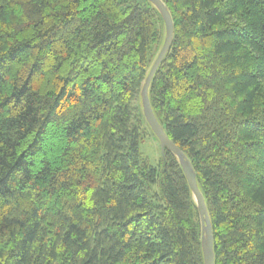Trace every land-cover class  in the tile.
I'll return each mask as SVG.
<instances>
[{"label": "trees", "instance_id": "trees-1", "mask_svg": "<svg viewBox=\"0 0 264 264\" xmlns=\"http://www.w3.org/2000/svg\"><path fill=\"white\" fill-rule=\"evenodd\" d=\"M162 1L152 109L215 264H264V0ZM165 39L149 0H0V264H205L178 158L140 150Z\"/></svg>", "mask_w": 264, "mask_h": 264}, {"label": "water", "instance_id": "water-1", "mask_svg": "<svg viewBox=\"0 0 264 264\" xmlns=\"http://www.w3.org/2000/svg\"><path fill=\"white\" fill-rule=\"evenodd\" d=\"M149 1L158 9V11L162 15V18L166 25V39L161 51L159 52L157 58L155 59L150 69V72L148 73V76L145 80L142 89V103H143L144 115L149 127L151 128L152 132L160 142L162 152H164L166 149L172 152L178 158L183 168L190 189L192 191L193 197L197 204L202 222V228L204 232L202 245H203L205 264H215L213 229H212L207 205L205 202V197L198 186L194 168L190 163V161L188 160L185 153L166 134L163 127L158 122L151 106V102L149 98L150 86L159 67L162 65L163 61L166 59L167 54L171 50L174 39V21L168 8L166 7V5L162 0H149Z\"/></svg>", "mask_w": 264, "mask_h": 264}, {"label": "rangeland", "instance_id": "rangeland-1", "mask_svg": "<svg viewBox=\"0 0 264 264\" xmlns=\"http://www.w3.org/2000/svg\"><path fill=\"white\" fill-rule=\"evenodd\" d=\"M140 150L142 155L148 158L153 165L159 166L162 163L163 152L160 142L152 135L142 142Z\"/></svg>", "mask_w": 264, "mask_h": 264}]
</instances>
